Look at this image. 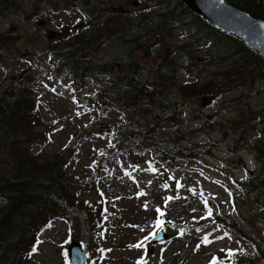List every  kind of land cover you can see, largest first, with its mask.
Wrapping results in <instances>:
<instances>
[{
    "label": "rangeland",
    "instance_id": "obj_1",
    "mask_svg": "<svg viewBox=\"0 0 264 264\" xmlns=\"http://www.w3.org/2000/svg\"><path fill=\"white\" fill-rule=\"evenodd\" d=\"M4 1L7 6H0V34L5 39L4 45L0 44V99H10L4 98V94L11 87L16 90V77L21 76L23 71L37 76L34 86L37 95L36 115L44 128H37V131H52V134L42 144L31 146L30 155L66 154L69 162L65 174L83 184L75 190V195L79 196H74L69 204L77 215L81 214L80 211L85 215L88 211L91 214L90 221L87 220L82 227L86 233H89L90 228L95 229V237L90 238L89 246L85 247L77 219L72 222L62 219L54 221L49 228L37 232L36 251L27 253L28 264H67L66 248L71 240H76L84 247L87 264H137L141 259L145 264H205L216 255L221 258L217 257L220 261L226 256L227 250H243L246 242L230 230L221 232L219 229L222 227L213 220L214 212L220 213L221 217L227 215L234 223H240V219L244 218L250 223L256 239L264 244V189L257 194L241 187L258 169L255 156L241 154L239 164L235 165L231 163L233 156L229 144L220 142L211 146L219 140L216 127H211L210 123L221 124L234 117V106L237 104L233 101L234 97L239 96L237 93L226 97H218V93L202 95L200 90L194 96H191L193 92H188L190 95L187 96L176 91L169 94L175 106V119L163 126L164 131L170 129L186 138L184 142L188 145L187 150H194V145L200 147L195 152L196 158L179 159L173 163L171 175L174 180L170 182L165 174L147 171V158L144 156L134 159L121 152L119 157H114L113 153L119 147L123 119L114 110L92 109L94 101L91 96L97 83H104L110 78L103 72L105 65L113 66L115 63L119 67L127 64L129 57H133L132 65L137 68V64L143 67L156 66L170 59V53L159 58L155 50V38L149 36L150 42L142 44L139 38L135 43L126 41V33L117 40H104L103 37L93 52H78L76 57L81 56L85 60L83 64L87 63L91 68L90 73L94 75L80 81L74 88L70 86L73 82L67 75L69 68L64 67L56 72L59 67L58 54L67 55L71 52L74 45H68L67 40L74 36L75 26L89 23V16L113 13L116 20L126 25V15H143L160 0ZM243 2L254 7V4L259 3L264 5V0ZM170 3L173 6L171 10H176L177 6L183 8L176 0ZM133 24L134 21L131 26ZM139 28L134 27L137 30ZM132 35L136 36V32L132 31ZM216 37L212 32L211 39ZM171 43L183 45L190 43V38L187 34L176 33ZM208 45L205 42V46L193 48L200 49L195 52V60L205 55L201 49ZM211 52L219 54L216 48L211 49ZM148 75L149 72L143 77L148 78ZM163 75L167 78L174 75L175 85L192 83L201 78L194 71L168 72ZM216 76L225 82L224 73H216ZM148 82L154 84L153 80ZM208 83L212 87L219 80L210 79ZM255 91L258 93L254 94ZM242 95L240 99L243 107H248L252 113L264 111V84L258 87L254 85L248 102L247 93ZM195 112H199L200 116L197 123L193 114ZM263 117L264 112L256 122L261 123ZM263 130L264 122L254 134L263 135ZM126 139H129L128 135ZM110 142L112 146H109ZM0 143H4L3 138ZM101 152L104 154L101 155ZM3 157L6 156H0V160ZM6 160L9 158L0 161V169L10 173L12 165L8 162L11 160ZM125 172L129 175H125ZM177 181L181 187H177ZM140 192L146 195L140 196ZM167 197L173 199L166 201ZM4 205L5 200L0 195V209ZM97 205H100L101 218L92 214V206L98 209ZM157 208L165 213L159 218L164 221L160 233L166 235V239L160 243L148 242L146 252L144 248L130 247L150 232L158 231L152 227L158 216ZM209 209L211 216L208 215ZM140 228L145 230L142 232ZM225 232L228 236L217 239L224 236ZM204 236L208 237V244L202 243Z\"/></svg>",
    "mask_w": 264,
    "mask_h": 264
},
{
    "label": "trees",
    "instance_id": "obj_2",
    "mask_svg": "<svg viewBox=\"0 0 264 264\" xmlns=\"http://www.w3.org/2000/svg\"><path fill=\"white\" fill-rule=\"evenodd\" d=\"M226 1L245 10L253 17L264 20V5L259 3L254 4V7L251 4L246 5L243 0ZM2 2L7 6L4 0ZM170 2H168L169 6L163 7L155 22L142 27L144 40L150 42L149 36L155 38V47L161 48L165 55L170 53V59L156 66L143 67L137 64V68L132 65L133 57H130L127 64L119 67L115 66V63L113 66L105 65L103 72L110 78L104 82L106 85L97 83L96 89H93L92 109L114 110L123 119L119 147L113 155L119 157L122 152L125 156H133L134 159L144 156L147 158L148 167L151 163L156 169L154 174L171 175L174 162L179 159L196 158L200 147L194 145V150H187L188 145L184 142L186 138L180 137L177 132L174 133L170 129L164 131L163 126L175 119L173 110L175 106L171 103L169 94L176 91L182 96H187L190 95L188 92H193L191 96H194L198 95L200 90L202 95L218 93V97H226L237 93L239 96L234 97L233 101L237 104L234 106V117L221 124L210 123L211 127H216L219 140L211 146L220 142L229 144L230 154L233 156L231 163L235 165L239 164L241 154H253L258 169L241 187L246 191L260 194L264 189V134H254V132L260 129L264 122V117L261 123L256 122L264 111L250 112L248 107L242 106L240 97L243 93H247L248 102V96L254 85L258 87L264 84L262 72L264 60L242 42L215 30L190 13L180 0L176 2L183 8L177 6L176 10H171L173 6ZM134 19V17H126V25H124L116 20L113 13L97 17L91 15L85 29L74 33V36L67 40V44H73L74 47L67 55L58 54V61L61 66L70 67L67 73L74 84L94 75L90 73L89 65L83 64L85 60L81 56L76 57L77 53L93 52L95 45L103 37L104 40L110 41L124 37L126 32L128 34L126 27L129 29ZM179 32L187 34L190 43L183 45L171 43L173 34ZM212 32L217 36L214 39H211ZM126 41L135 43L133 38ZM205 42L209 44L208 47L201 49L205 55L195 60V52L200 49L193 48L205 46ZM213 48H216L219 54L224 52L223 56L213 54L211 52ZM179 56L183 57L177 59ZM187 66L190 68L188 69ZM113 67L117 68L112 70ZM126 68L131 69V72L126 73ZM181 71L188 73L194 71L201 75V78L192 83L180 85L176 83L177 86L174 84V75L168 78L163 75V73L176 74ZM147 72L151 75V79H149L150 75L148 78L143 77ZM216 73H224L225 82H222ZM214 78L219 80V83L209 87L208 81ZM148 80H153L154 84H150ZM36 82L35 74L30 73L20 78L16 93L9 94L12 100L1 101L0 105V135L4 142L0 143V156H6L2 160L9 158L11 161L8 164L12 165L10 173L0 169V195L5 200V205L0 209V264H28L27 253H32L33 247L36 246L37 232L47 229L58 219L68 222L77 219L85 247L89 246L90 238L95 237L93 235L95 229L90 228L89 233L82 229L92 217L89 211L87 215L83 211L77 215L70 206L72 198L79 196L75 195V190L83 184L65 174L69 162L66 154L61 152L30 155L31 146L42 144L52 134V131H37V128H44L36 115L37 95L34 89ZM257 93L255 91L254 94ZM193 114L195 122H199V112ZM126 135L129 139H126ZM97 207L99 208L92 206V214L101 218L100 205ZM213 220L222 227L219 229L221 232L230 230L240 240L245 241L250 249L247 250L245 245L242 253L241 250H236L235 257L230 259L224 256L220 261L218 260L220 257L216 255L218 262L264 264V244L260 239H256L249 222L241 218L240 223H234L233 219L227 215L221 217L220 213H214ZM97 233L96 231V235ZM92 260L96 261L94 256ZM212 260L213 258L207 260L205 264H211Z\"/></svg>",
    "mask_w": 264,
    "mask_h": 264
},
{
    "label": "water",
    "instance_id": "obj_3",
    "mask_svg": "<svg viewBox=\"0 0 264 264\" xmlns=\"http://www.w3.org/2000/svg\"><path fill=\"white\" fill-rule=\"evenodd\" d=\"M188 9L223 33L242 41L264 58V21L233 7L225 0H182ZM51 38V37H50ZM166 235L159 233L152 243H160ZM68 264H87L81 245L72 240L67 248Z\"/></svg>",
    "mask_w": 264,
    "mask_h": 264
},
{
    "label": "snow or ice",
    "instance_id": "obj_4",
    "mask_svg": "<svg viewBox=\"0 0 264 264\" xmlns=\"http://www.w3.org/2000/svg\"><path fill=\"white\" fill-rule=\"evenodd\" d=\"M221 2H222V0H221ZM262 27H264V26H262ZM109 146H112L111 145V142L109 143ZM103 154L104 153L101 152V155H103ZM147 171H149V172H155L156 169L152 167L151 163H149V167H148ZM125 175H129V173L125 172ZM171 178L172 177H170V179ZM244 178L245 179L247 178V172H245ZM165 187H167V185H165ZM177 187H181V185L179 184V181H177ZM189 191H192V189H189ZM139 195L140 196H143V195H146V193L140 192ZM229 195L231 196V193H229ZM165 199H166V201H169V200H171L173 198L172 197H167ZM205 205L207 206V201H205ZM147 207L148 206L145 205V209H147ZM233 210H235V209H233ZM156 212L158 213V216H157V219L155 220L154 224L152 225V227L154 229L158 230V231H152V232H150L147 236H145L143 239H141L138 243H136L134 245H131L130 247H134V248H137V249L144 248L145 249V252H146V244L148 242H150L151 240H155L157 238V236H158V233L163 231V223H164V221H162L159 217L163 216L165 213L163 211H161L160 208H157L156 209ZM208 215L211 216V210L210 209L208 211ZM169 223H171V221H169ZM133 227H138V226H133ZM144 230H145L144 228H140V231L143 232ZM197 231H200V229H197ZM181 234H183V233H181ZM101 236H102V234H101ZM226 236H228V233L227 232L224 233V236L217 237V239H224ZM208 242H209L208 241V237L207 236H204L202 238V243H208ZM197 248H199V245H197ZM35 251H36V248L33 247L32 252H35ZM222 251H225V250L222 249ZM241 253H242V250H241ZM235 255H236V252H234L231 249H229V250L226 251V256L228 258H230V259L233 258V257H235ZM137 264H145V262L143 261V259H141V260L137 261ZM211 264H222V262H218L216 260V258L214 257L213 260H212V262H211Z\"/></svg>",
    "mask_w": 264,
    "mask_h": 264
},
{
    "label": "bare ground",
    "instance_id": "obj_5",
    "mask_svg": "<svg viewBox=\"0 0 264 264\" xmlns=\"http://www.w3.org/2000/svg\"><path fill=\"white\" fill-rule=\"evenodd\" d=\"M130 73L131 72V69H129V68H126V73ZM170 75V74H169Z\"/></svg>",
    "mask_w": 264,
    "mask_h": 264
},
{
    "label": "flooded vegetation",
    "instance_id": "obj_6",
    "mask_svg": "<svg viewBox=\"0 0 264 264\" xmlns=\"http://www.w3.org/2000/svg\"><path fill=\"white\" fill-rule=\"evenodd\" d=\"M77 29H80V28H83V26H82V24H81V26H78V27H76ZM0 105H1V103H0Z\"/></svg>",
    "mask_w": 264,
    "mask_h": 264
}]
</instances>
